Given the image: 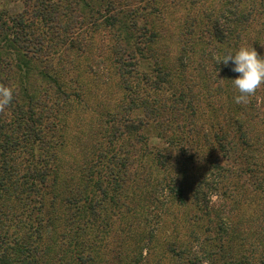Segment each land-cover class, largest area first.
<instances>
[{
  "label": "rangeland",
  "instance_id": "1",
  "mask_svg": "<svg viewBox=\"0 0 264 264\" xmlns=\"http://www.w3.org/2000/svg\"><path fill=\"white\" fill-rule=\"evenodd\" d=\"M77 1L72 3H77L73 6L77 11L59 12L63 16L58 25L47 29L37 21L34 26L38 34L48 35L49 43H58L50 53L43 50L45 53L38 54L43 64L53 63L58 71L53 77L58 87L44 91L47 98L41 101L38 97L33 105L37 106L35 118L41 129L39 141H45L56 158L50 164L49 180L55 175L57 182L49 183L48 196L61 200L52 199L50 208L45 203V212L39 215V198L22 196L13 211L15 219L33 218V227L40 218L54 220V238L47 230L42 244L44 249L50 246L47 258L51 264H264V85L245 104L246 115L252 119L246 115L240 119L242 128L237 132L222 118L229 115L228 102L203 96L200 104L205 108L211 103L213 109H206L203 119L196 120L199 135L194 138L184 134L188 143H181L191 146L192 149L183 146L189 152L174 144L176 141L160 140L163 137L155 129L144 130L139 137L140 146L135 143L134 130L130 132L127 125L144 123L147 103L163 99L148 84L144 86L146 78L154 76V61L147 53V59L138 58L133 64L129 60L119 62L111 53L116 44L115 31L120 26L111 17L117 13L127 15L124 21L131 36L147 30L152 37V32L155 44L147 48L154 58L163 61L161 56L165 54L191 51L182 46L181 36L187 25L194 26L195 19L201 23L194 29V38L204 32L200 39L209 38L215 44L212 38L216 35L210 29L214 25L219 29L224 22L223 12L230 8L247 16L253 10L252 20L234 37H240L241 46L253 47L264 58V13L258 8L264 0H242L237 8V0H192L191 6L182 5L184 0H131L128 8L122 7L125 2L122 6L113 3L112 8L106 0H90L88 4L95 11L92 16L80 11L81 2ZM41 2L58 7L67 0H37L36 9L28 10L41 11ZM174 2L178 3L177 9ZM133 3L138 5L132 6ZM162 9L163 14L158 12ZM26 11L21 0H0V12L10 18ZM48 12L52 14L54 10ZM74 16L75 26L64 27ZM205 16H210V21ZM141 38L137 37L134 43L137 42L138 52L145 55L142 50L146 49V41ZM227 40L234 42L232 35H227ZM199 45L202 44L197 42L195 47ZM216 45L215 49L219 48ZM236 51L227 46L226 53ZM217 52L212 55L215 62L221 58ZM196 58L195 62L200 59L199 54ZM170 61V67H174L175 60ZM208 65V69L213 67ZM236 74L232 75L235 79ZM30 82V88L38 87L36 77ZM143 89L146 90L142 92ZM205 89L212 92L215 86ZM43 95L40 93V97ZM221 104L224 109H218ZM224 134L228 138L223 142L225 154L215 137ZM192 139L198 143H189ZM146 141L152 149L170 153L171 160L167 158L164 163L166 169H172L149 165L147 161L153 159L142 145ZM208 149L214 152L212 160L205 162ZM193 157L196 162H189ZM42 162L35 170L41 169ZM120 162L127 168L114 165ZM172 162L177 165L173 167ZM84 175L88 182L79 184ZM41 177L44 178L39 174L37 178ZM71 189L75 194H71ZM71 195L74 196L70 198ZM69 223H73L72 237L63 243L61 238L69 236Z\"/></svg>",
  "mask_w": 264,
  "mask_h": 264
},
{
  "label": "trees",
  "instance_id": "2",
  "mask_svg": "<svg viewBox=\"0 0 264 264\" xmlns=\"http://www.w3.org/2000/svg\"><path fill=\"white\" fill-rule=\"evenodd\" d=\"M21 1L27 7V11L19 16L10 18L5 13L0 12V84L9 86L14 90L11 104L3 113H0V264H51L50 258H47L50 246L49 249H44L42 244L47 230L51 231L52 228L53 230L57 228L54 220L52 221L49 217L42 221L40 218L38 222H34L33 227L31 225V219L33 218L15 219L17 216L13 214V211L16 209V203L22 196L37 197L42 201V203L39 201L38 204L39 215L45 212V203L49 204L52 199L54 201L61 200L58 196L51 197L50 199L48 196L51 191L49 183L56 184L57 182L55 175L52 176L53 182L49 180L50 164L56 162V158L48 151L46 142L42 141L40 143L39 141L42 135L39 128V119L35 118L36 113L34 109L37 106L33 105L36 98L39 97L40 100L41 98H47L43 95L44 91L48 89L54 90L58 87V82L53 78L58 71L52 66L53 63L46 62L43 64L38 58V54L41 52L50 53L51 48L58 43H55V45L49 43L48 35L44 32H39L38 34L34 30V26L37 21L47 29L58 25L57 21L63 16L59 12H75L77 9L73 6L77 3L73 5V0H67L64 6L59 4L58 7H54V4L47 5L41 2L39 5L43 9L35 11L37 0ZM128 1L130 2L131 0H106L107 4L112 8H114L113 3L122 6L123 2H125V5L122 7L128 8L130 7V5H127ZM241 1H236V8L241 5ZM77 2H81L79 3L80 11L90 13L91 16L95 12L94 6L90 7L88 4L91 2L90 0H79ZM150 3L154 4V1ZM191 3L192 0H184L181 4L191 6ZM131 5L137 6L138 4L133 3ZM174 5L176 6L175 9H177L178 3L174 2ZM162 7L164 6L162 5ZM29 8L35 9L29 11ZM258 8H262L264 13V2L261 3V6L258 5ZM48 10H54V12L51 14ZM236 10L229 8L227 11H224L222 17L224 22L219 26V29L215 25L210 29L212 35H216L212 39L219 48L215 49V44L211 43L209 38L200 39L204 35V32H200L197 39L194 38L196 35L194 29L200 26L201 23L200 19H195L194 26L187 25L185 32L181 36L182 46L190 48L188 50L191 51L188 53L182 52L181 55L178 54L180 52L165 54L161 56L163 61L165 60L164 64L159 58H154L152 52L147 48V46L155 44V37L152 32H150L152 37H150L147 30L137 36L138 38L142 36L143 40L146 41V49L142 50L145 55H142L138 52L137 42L134 43L137 41V37L130 35V27L128 28L127 22L124 21L127 15H117V13L111 17L114 23L120 25L115 31L116 44L111 48L112 55H115L119 62L129 60L128 62H132L133 64L138 58L145 57L147 59L146 54L149 53L150 59L154 61L152 65V74L154 76L151 79L146 78L144 86L148 84L153 93L159 94L163 98L160 102L147 103L144 108L146 115L144 123L137 122L138 125H127L130 132L131 130L135 132L136 144L140 145L139 137L142 136L141 134L144 133V130L150 132L149 129H155L158 132V136L163 137L160 140L165 142L176 141L177 143L174 142V144L180 146L182 150L189 152L192 149L191 146L189 144H182L188 143L183 137L184 134L194 136V138L195 135H199V131L196 130L198 128L196 120L203 119L202 113L206 109H213L212 105H210L211 103H208L205 108L203 104H200V97L203 98V96H206L207 99H218L221 103L228 102L229 107L227 109L230 111L229 115L227 118L224 116L222 118L223 120L226 119L229 125H233L231 129L234 127L236 132L242 128V123L238 124L240 119L242 120L246 117L252 119L251 116L246 115L245 104H236L234 102V97L239 94L232 83V80L235 79L232 77L233 73H235L232 71V68L235 65L231 66V62L227 65L222 63L224 56L227 54V46L231 50H238L241 47L242 42L240 37L236 38L234 36L239 35L243 31L242 29L246 27V24L252 20V15H254L253 10L249 11V16L238 11V9ZM158 12L163 14L164 10L162 9ZM205 18L208 21L211 19L210 16H205ZM74 21L75 16L64 27L70 28L75 26L72 23ZM72 24L73 26H71ZM109 25L112 28L114 27L112 22H109ZM148 30L150 31V29ZM227 35H232L234 42H229ZM183 40H185V43H183ZM59 41L60 39H57V42ZM197 42L202 44L197 47L198 49L195 47ZM116 45L118 46L117 50ZM206 48H210L207 53H205ZM178 49L175 48L174 50ZM217 50V54H220L221 58L218 62H215L212 55ZM197 54H199L200 59L195 62ZM170 59L172 61L175 60L174 67H170ZM208 64H213V67L208 69ZM236 75L239 77L240 74L237 73ZM33 77H36V81H38L36 89L30 88V81ZM210 85L215 86L212 92L205 89ZM44 86L47 88H44ZM144 90L146 89H143L142 92ZM40 93L43 96L40 97ZM218 109H224L223 105L218 106ZM223 112H221L222 115H224ZM234 115H236V119ZM245 115L246 117H244ZM172 132L173 134H169ZM215 137L221 144V152L225 154L223 142L228 140L227 135L220 136L221 139L217 135ZM240 137L243 138L241 140L244 142L245 135ZM193 139L189 143L197 144L198 140ZM37 142L41 144L40 147H37ZM243 144L247 147L246 143ZM142 145L149 151L153 159L151 162L147 161L149 165L153 168L166 169L164 162L167 158L171 160L170 153L168 151L164 153V149H161V151L152 149L151 144L149 145L147 141L142 143ZM184 145L189 146L190 149H183ZM200 149L199 151H202V147ZM213 152L212 149H208L205 152L208 155L205 162L212 160ZM41 154L43 155L41 156ZM179 155L178 153L177 158H179ZM184 159L188 162L187 157H184ZM21 160L24 163H21ZM41 161L44 162L41 164V169L35 170L34 167H39ZM189 162L195 163V157L191 158ZM59 163L57 161V168ZM172 164L175 167L177 162H172ZM114 165L120 168H127L121 162ZM183 165L185 164L183 163ZM39 174L44 176L45 179L42 177L37 178ZM84 177L85 179L79 184H86L88 182V178L85 175ZM147 179L149 178L147 177ZM148 182L150 183V180ZM169 183H173V180ZM36 185L38 188L35 190ZM160 185L161 183L159 182L157 187ZM146 188H148V185H146ZM120 189L121 186L119 187ZM126 189L128 187L123 191L126 192ZM71 190L74 192V189ZM71 194H75V192ZM72 196L74 195H71L70 198ZM44 199L47 201L43 203ZM8 200H10L9 207L11 214L9 213ZM48 207L50 208V204ZM67 226L69 236L64 235L61 238L63 243L67 240L70 241V237H72L70 233L73 230V223H69ZM53 235L54 233L51 236L53 237ZM51 240L49 239L48 245H50Z\"/></svg>",
  "mask_w": 264,
  "mask_h": 264
},
{
  "label": "clouds",
  "instance_id": "3",
  "mask_svg": "<svg viewBox=\"0 0 264 264\" xmlns=\"http://www.w3.org/2000/svg\"><path fill=\"white\" fill-rule=\"evenodd\" d=\"M230 61L235 65L232 71L240 74L238 78L232 80L239 93L234 97V102L247 104L264 85V58L253 47L241 46L234 54L228 52L222 63L227 65ZM13 92V88L0 84V113L11 104Z\"/></svg>",
  "mask_w": 264,
  "mask_h": 264
}]
</instances>
